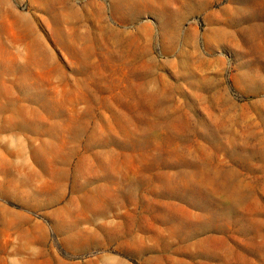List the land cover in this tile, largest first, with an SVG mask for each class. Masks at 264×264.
Instances as JSON below:
<instances>
[{
    "label": "rangeland",
    "instance_id": "374dc122",
    "mask_svg": "<svg viewBox=\"0 0 264 264\" xmlns=\"http://www.w3.org/2000/svg\"><path fill=\"white\" fill-rule=\"evenodd\" d=\"M0 264H264V0H0Z\"/></svg>",
    "mask_w": 264,
    "mask_h": 264
}]
</instances>
